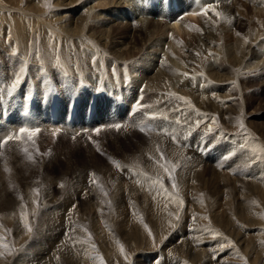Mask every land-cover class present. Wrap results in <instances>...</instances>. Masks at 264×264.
Returning a JSON list of instances; mask_svg holds the SVG:
<instances>
[{"label":"rangeland","instance_id":"374dc122","mask_svg":"<svg viewBox=\"0 0 264 264\" xmlns=\"http://www.w3.org/2000/svg\"><path fill=\"white\" fill-rule=\"evenodd\" d=\"M45 1L46 4L44 6V15L47 16L51 13V8L53 6L50 4L51 0ZM104 1H106V3ZM104 1H98V3L101 4L100 6H96L97 4L94 2H89V4L84 5L83 7H80V4L74 9L75 11L72 12V15L75 18L81 16L80 13L83 10L86 11L88 9L87 7L90 8V5L91 10L96 6L92 12H94V10H96V12H104L102 13V17L105 20H92L90 16L87 18L89 23L92 25L94 24L93 28L88 31L87 36L92 39L94 38V42H96V45L99 47H101V43L104 40L108 42L110 39L112 28H114L112 26L114 24L120 23L123 25L124 23L130 22V25L134 26L132 27V30H125L124 34L127 35L126 38L118 37L119 34L115 36L113 32V35L115 36V38H113L115 44L113 45L114 48L112 47V53H110V51L108 53L106 47H101L104 49L107 57L112 59L114 58L113 61L117 60V62H115L117 65L115 69L118 67L119 70H116L118 73L124 74L123 72L125 71L126 76L130 77L136 76L134 72H138V75L139 73H142V77L147 79L146 81L148 84L153 80V76L160 74L161 71V76L165 78L166 75L167 82H164L169 84V87L171 86L172 90L173 84L175 81H177V91L182 89L180 90V94L182 95H185L183 94V89L185 87L183 86L184 83L190 84L191 86L188 84L187 85L192 87L193 90L196 88L195 91L198 92L201 89L203 90L206 88L208 84L211 83L212 89L209 91L213 95L215 93L214 96H217L216 98L219 101H225L226 104L223 106L226 107L231 104V106L234 104L239 105L240 109L237 108L238 105L234 107L236 111H234L235 113H231L233 117L231 116V119L229 118L230 122L221 121L219 124L215 125V121H217L219 119L218 116H220L219 112L217 110L209 109L208 111L210 113L204 111L209 117L212 118V120L211 118L208 120V116H205V121L207 123L210 122L209 128H211V131L201 129L202 124H197L195 128L192 127L193 129L188 127L191 131H193L192 138L186 140V146L185 144L180 145L187 147L188 142H191L192 140L195 142L196 147H198L204 140V144L210 145V148L208 150L200 148L199 150L207 152L208 160L213 162L216 161V164L214 165L215 167L208 164L209 168L211 167L210 169H214L212 171L217 174H219L220 171H222L220 172L221 174L225 171L223 175L229 177L225 168V164H227L231 166V172H233L234 175L237 173L235 175L236 177L234 176L235 179L233 178L235 181L233 187L235 189L240 187L239 193L246 192L243 189L241 183H250V179H253V177H256L255 182L252 181L251 183L254 185L256 184V187H259L263 190L261 191L260 189L258 190L256 187H254V192H250L248 199L242 203V208L238 209L236 204L227 206V203L231 198L227 188L223 190L224 193L222 191H218L217 194H214L212 191L206 195L198 193V195L196 194L195 196L196 198L191 196V187L186 186L185 189H182L183 185H188V180H192V183L195 184L194 178L190 177V174L188 175L187 173H181L182 175L178 173L175 177V179L178 177V179L175 180L176 184L178 185L176 190H173L172 182L169 180V177L163 168L161 170L155 171L151 175L149 173L141 174L147 178L144 181L142 180L141 175L137 179L133 176L126 177L125 173L128 171L129 167H141L139 166L141 163H139L137 157L133 158V155H137L136 153H138L137 147L139 146V142L148 136L146 128L149 127L150 123L153 124L154 117L152 115L154 112L146 116L147 119H144L145 124L143 121H141L142 123L137 122L139 124L137 128L140 129V127L143 126L145 128L144 132H141L137 129L135 133L130 135L117 137L108 135L107 137L105 136V139L101 138L104 135L98 136V134H94L92 137L94 139L90 143L86 144L76 143L77 140L75 141V137L73 138L64 135L63 138L67 139L60 140V134L54 135V133H50L48 131H40L37 136L32 138V140H28L26 137V140L24 139L25 145H27L25 147H27L29 150L28 154L34 157L33 161H28V154H25L22 160H18L15 162V164H12L11 162L9 164L5 159L9 157L8 153H11V151L8 152L6 150L4 152H0V172L2 169L0 174V238H2V240H0V243H3L11 248L10 253L6 249H0V251L4 252V255L0 256V264H101V262H103V264H264V154H262L264 153V77L256 74L259 66L264 65V4L262 2H259L258 4V0H227V4L230 6L231 11L241 21V23L237 21L238 23H236L235 26L242 34L239 35V32H236V29H234L232 26H228L220 30V36L222 40L220 42L221 44L213 43L211 50L208 53H204L207 54V58L209 60L206 59L204 63L192 66L190 68V72L193 73L187 77V72H185L183 68L184 64H182L180 60L182 61L183 55L188 53L189 50H192L188 45L191 42L194 45L195 37L197 34L199 35L201 33L202 28L200 26L202 19L198 22L194 21L181 24V31L186 36L184 38H180L179 36L175 38L176 36L174 37V32H172V30L168 29L166 26L159 27V31L155 32L158 27L156 28V25L153 23L149 25L146 24V20L158 22L159 19L155 17H149L148 15L150 14L147 13H145V15L137 14L134 12L135 10L133 3H130L127 8L132 10L134 17L132 19L130 18L129 21H126L125 19H116L114 14L115 12L111 14L109 13L110 9H108V7L113 5V3L110 2V4H107V2L112 0ZM125 3V1L121 0L122 5ZM147 3L151 5L155 4L158 9L160 7L159 3H157L155 0L151 1V3ZM200 4L203 6L201 9L202 13H204L205 8H209L210 6L212 7V5L205 0H201ZM99 8H101V10ZM24 11H26V8L24 6L23 0L17 4L10 3L8 0H0L1 48H4V46L10 44L9 41L11 38H13L11 36L14 33L13 30L17 29V24L14 21H19L21 27L24 28L26 27L23 21L30 24L29 20L24 18L25 16H28ZM211 13L212 12L209 10L207 14H203L205 15L203 16V18H205V22L208 21L207 16ZM199 15L201 16L202 14L200 13ZM178 17H181L182 19L183 15L181 14ZM181 19L178 21H181ZM40 23L42 26L50 29V31H54L52 26H49L47 23H45V25L42 20ZM142 26L147 29L145 34L137 36V41L133 42V34L137 35L138 32L140 34V29H142ZM121 29L122 27L115 28V30L118 32L119 30L121 31ZM133 29H137V31ZM9 31H12L13 33L11 32V34ZM40 32V36H44L46 30L43 29L40 30ZM84 32L86 33V29ZM148 33H151L152 39L147 36ZM51 35L49 38H51ZM3 41H5V43ZM235 42L238 44L242 43L244 49L242 47V50L240 51V54L236 60L229 63L226 61V57L224 58L222 51L225 52L233 50V45ZM144 51H146V53ZM129 53L132 55L131 57H129ZM203 59H205V57ZM174 60L179 61L180 63L175 62ZM69 62L71 65V61ZM128 64L131 65V67H127ZM173 64H175L177 67H174L175 65L173 66ZM177 64H180L179 69ZM168 66L178 69L180 73L174 76V73L172 74L171 72H167L164 68ZM123 68L125 70H123ZM217 70H221L222 73L225 71L227 72L226 74H228V76L226 77V80L221 79L219 83L214 81L212 76L215 74V72H217ZM73 71L72 73L75 75ZM237 74L242 75L239 76L240 80H238ZM194 75H197V82ZM183 76L184 78L186 77L188 82H186V79H184ZM200 77L201 80H198ZM71 78H75V76ZM226 89H230V94L225 95V93H223V96H221L222 91H225ZM151 91H149V93ZM149 93L146 90L144 92V96L145 94H148L149 98H151L153 94ZM200 97L202 98L205 96L201 94ZM157 99H154L150 103L153 105V108L158 106L159 102L154 103V101ZM243 101L244 103H242ZM184 110L185 108H182L181 105H177L176 112L171 114L176 118V122L181 132L186 130H183L181 127L180 116L178 113L182 114V118H184V116L187 117L188 115V117L191 119L193 116L192 113L191 115H189L190 113L184 114ZM163 117L164 116L161 118ZM169 119L171 118L168 117V120ZM147 121H149V123H147ZM241 122L244 124L243 131L239 127ZM238 136L241 140L238 139ZM131 137L134 139L132 140ZM114 138L115 140L117 138L119 139L117 140L118 143L117 141H111ZM230 138L232 142L230 141ZM242 141L249 146L246 147ZM119 143L124 144H121V146ZM227 143L230 144L227 145ZM89 144H91V146ZM116 144H119L120 146L118 145L119 147H117ZM219 145L222 147L221 151H223V148H228L226 156H229L230 158L225 160V156H222L221 151L217 158L212 156V153L219 147ZM176 146L178 147V145ZM252 149H257V151L253 153ZM92 150H95L96 152ZM91 152L96 153V155L93 153L92 155ZM4 153L6 154L4 155ZM6 155V158L3 157ZM220 156H222V160ZM1 158L5 159L3 160ZM52 159L54 161L56 159L55 162L57 163H55ZM96 159L100 161L98 162ZM113 160L119 163L121 166L119 169L112 163ZM100 162L102 164H100ZM107 162H109V164ZM16 163L19 164L16 166ZM83 164L85 168L83 167ZM236 164L239 166L235 167ZM13 166L15 169H13ZM4 167L7 169V171ZM244 167L246 168L244 169ZM79 168L84 170L82 171ZM20 169L23 170V172ZM71 169L73 171H70ZM85 170H87V172H84ZM104 171H109L111 174L107 172L109 175L108 176ZM131 171L133 172V170ZM247 171L249 172L247 173ZM7 172H11V174H8ZM44 172L46 174H43ZM81 172L83 176H81ZM71 173H73V176ZM3 174H5V177L7 175V178H5ZM90 174H95V179L97 181L96 184L89 183ZM103 174L105 176H103ZM113 174H116L117 176ZM2 175L3 179H1ZM45 175H48V178ZM185 175H187V178L189 176V178L187 179L184 177ZM179 176L181 181L179 180ZM49 177L51 178L50 181L52 184H50V181L48 180ZM117 177L120 178L117 179ZM160 177H163L162 181L166 192L157 191L159 184L157 185L155 182L158 181ZM183 177L186 179V181ZM81 178L85 180H82ZM182 179H184L183 183H181ZM229 180H232V177H229ZM67 182L69 183L68 186ZM123 182L124 184L129 183L130 186L141 185L144 189H147V186H150L156 192L151 191L152 189L147 191L145 196L146 198L143 200L140 199V197L144 198L142 194V187L138 186L136 188L139 190V192L136 190L121 192L119 190L122 194L118 193L116 196H112L113 189H116V187L119 188L118 183L122 184ZM218 182H221V180ZM147 183L148 185H142ZM165 183H167V185ZM192 183L190 181L189 184ZM221 184L222 182L220 185ZM61 185H64L63 187L65 191ZM115 185L117 186L115 187ZM36 189L40 190L38 195L34 192ZM106 191L107 193H105ZM132 192H138L139 194H134ZM152 192L155 193V195H151ZM219 192L223 194H219ZM186 194L188 196H186ZM148 195L149 197L151 196L153 198V201L148 198ZM241 195L242 194H239L238 196L239 202L243 201L244 199V197ZM106 196L109 198H106ZM111 196L113 197V200ZM190 197H192V200L189 202ZM121 200L123 201L121 202ZM35 201H38V203ZM48 201H51V204H49ZM117 201L120 206L117 204ZM5 202H10L11 205L7 206L5 205ZM153 202L156 203L154 204ZM230 202L233 203V201ZM147 203H149V205ZM169 203L171 205L173 204L172 207ZM117 205L119 207H117ZM159 212L161 213L159 214ZM22 213L27 214V222L31 226V232H28L24 227V221L21 219ZM145 213H151V216ZM148 215L150 218H148ZM138 216H140V218ZM154 218L157 220H154ZM149 219L151 221L153 219L154 222L156 221V223L153 221L152 223L149 221ZM142 220H146V222H143ZM66 221H68V223ZM120 222H123L124 225L125 223L127 224V227L125 225L126 231L135 229V232L141 233L140 236H138L140 240L137 238V240L132 239V242L135 241L132 243L130 240L124 239V237L121 238L122 236H120V230L118 228V223ZM58 223L59 225H57ZM60 223H64V226ZM142 223H144V225ZM133 224H137L135 225L137 228H134L135 226L133 227ZM73 227L76 228L74 229ZM96 233H99L100 235H97ZM149 233H151V235ZM89 234L91 236L90 240L88 239ZM102 239H104L105 242L102 241ZM93 245H95V247H93ZM222 245L223 247H221ZM121 246L123 248V252L121 251ZM40 250L42 252L41 254H38Z\"/></svg>","mask_w":264,"mask_h":264},{"label":"bare ground","instance_id":"6f19581e","mask_svg":"<svg viewBox=\"0 0 264 264\" xmlns=\"http://www.w3.org/2000/svg\"><path fill=\"white\" fill-rule=\"evenodd\" d=\"M10 3H13V4H17L18 2L20 3L21 0H8ZM98 1L100 0H51L50 4L53 6L51 8V13L48 14L47 16L44 15V6L46 4V1L45 0H23V3H24V6L26 8V12L28 16H25L24 18H27L30 22L29 23H26L25 21H23L24 25L26 28L24 27H21L20 25V22L19 21H14L16 22L17 24V29L13 30L14 33L13 35H11L13 38H11V40L9 41L10 44L4 46V48H1L0 47V62L1 63H6L7 61H10V65H14V69H16V71H20L21 68H25L26 67L29 68L30 70H37L38 67H40L42 64L43 65V79L44 82L42 84V88L46 87L49 85V81L51 79V76L49 74V71L45 69L46 66H51V64L55 63V65L53 66V69L55 68V73L57 74L58 78L63 81L65 80V78L69 79L70 80V85H75L76 83V75H74L72 73L73 70H79V73L80 75L81 74H85V76H87L89 79L95 77V76H98V75H106L107 72H105V64L103 63V61L105 60L107 62L108 59L110 60H113L112 58L110 57H107L105 51L103 48L101 47H106V50L110 51V53H112V47L113 45L115 44L113 38H115V36L117 34H119L118 37L120 38H126L127 35H125V30H132V27L134 26H131L130 25V22H127V23H124L123 25H121L120 23H116L114 24L112 27V33H111V36H110V39L107 41H103L101 43V47L97 46L96 45V42H94L95 40H93L92 38H89L87 36L88 34V31L91 30L93 28V25L91 23H89V20H87V18L90 16V18H92V20H97L99 21L98 19H104L102 17V13L104 12H101V11H98L96 12V10H94V12H92V10L96 7V6H100L102 4V1H101V4L98 3ZM104 1V0H103ZM125 1L126 3L124 5L121 4V0H112V1H108L107 4H110V2L113 3V5H111L110 7H108V9H110L109 13H114L115 16H116V19H125L126 21H129L130 18H129V11H131V9L127 8L130 3H133V7H134V12H136L137 8L138 10H140V7H136L138 6L136 3L140 2V0L138 1H135V0H123ZM144 1V0H143ZM153 1V0H151ZM160 1V0H159ZM89 2H94L96 3L97 5L95 6L94 4V8H92V10L90 9L91 8V5H90V8L87 7L88 9L86 11H82L80 13L81 16L75 18L72 14L73 11H75L74 9L79 6L81 4L80 7H83L84 5H87L89 4ZM106 3V1H104ZM149 2V1H147ZM146 1H144L145 4H143L144 7H150L153 11L152 12H147V14H151L153 13L154 11L159 14L158 12V8L156 6L155 10L153 9L152 6H155L154 5H151V4H148ZM215 4H214V7H213V10H212V13L209 14L207 16L208 18V21L205 22V18H203V16L205 15H199L200 12L197 13V9H198V6H197V2L195 0H177V4L179 6V10H178V14H182L183 17L181 19V21H178L177 17H176V12L172 13V12H169V13H166L163 15V17H161L158 22H154L152 20H146L147 23L146 24H154L156 25V31L155 32H158L159 31V27H168V29H171L172 32H174V37L177 38V36H179L180 38H184L186 35H184V33L181 31V24L183 23H188V22H198L199 20H201V28H202V31L201 33L195 37V44L193 45V43L191 42L188 46L192 49V50H189L188 53L184 54L183 57H182V61L180 60V62L183 65V68H184V71L187 72V71H190V68L192 66H196V65H200V63H204L207 58V54H204V53H208L210 50H211V46L213 43H220L222 40H221V36H220V30L226 28V27H234V29H236L235 31L236 32H239V35H241L242 33L240 32V30L238 28H236V23L240 22L241 21L235 16V14L231 11V8L230 6L227 4V0H214ZM260 2H262L264 4V0H260ZM141 3H142V0H141ZM104 5V3H103ZM132 5V4H131ZM15 6V5H14ZM160 6V4H159ZM104 7V6H103ZM211 7V6H210ZM132 8V7H131ZM3 9V8H2ZM13 9V8H12ZM101 10V8H99ZM21 10V9H20ZM23 11V10H21ZM20 11V12H21ZM220 12L221 13V16L220 17H217L214 12ZM108 13V14H109ZM106 14V15H108ZM8 15V14H7ZM19 15V14H18ZM5 16V15H4ZM15 16V14H14ZM23 17V16H22ZM14 18V17H13ZM23 18V19H24ZM89 18V19H90ZM2 20V18H1ZM43 21V23H47L49 26H52L54 31H51L52 35L51 34H47L46 36V33L45 35L43 36H40V30H48L47 27H44L42 26V24L40 23V21ZM90 20V21H92ZM105 20V19H104ZM96 21V22H97ZM238 21V22H237ZM121 22V21H120ZM22 23V22H21ZM98 23V22H97ZM9 24V23H8ZM6 24V25H8ZM15 24V25H16ZM5 25V27H6ZM10 25V24H9ZM46 25V24H45ZM143 25V24H142ZM187 25V24H186ZM1 26V25H0ZM4 27V28H5ZM118 27H122L121 31L119 30V32L117 30H115V28H118ZM11 28V27H9ZM50 28V27H49ZM86 29V33L84 32V30ZM135 31H137V29H133ZM146 28L142 26V29H140V34L138 32V34H133L132 36V39H133V42L137 41L139 35H142V34H145L146 32ZM10 32V31H9ZM10 32V33H11ZM113 32H114V35H113ZM134 32V31H133ZM9 33V34H10ZM11 33V34H12ZM2 34V33H1ZM149 34V33H148ZM147 36L151 38V33ZM3 35V34H2ZM51 35V38H49V36ZM4 36V35H3ZM92 36V35H91ZM146 36V37H147ZM173 36V34H172ZM246 36V35H245ZM255 36V34H254ZM257 36V35H256ZM1 37V36H0ZM94 37V36H93ZM240 37V36H239ZM10 38V37H9ZM8 38V39H9ZM154 38V37H153ZM173 38V37H172ZM252 38V37H251ZM113 40V41H112ZM2 41V39H1ZM7 41V40H6ZM158 41V40H157ZM239 41V40H238ZM5 43V41H3ZM2 42V43H3ZM221 44V43H220ZM3 45V44H2ZM100 45V44H99ZM188 47V48H189ZM242 47L244 49V46L242 45V43H234L233 45V50H230V51H225L223 52L222 51V54L224 55V58L226 57V61L231 63V61H235L236 58L238 57V55L240 54V51L242 50ZM114 48V47H113ZM232 49V47H231ZM253 51V50H252ZM143 52V51H142ZM146 53V51H144ZM264 52V51H263ZM144 53V54H145ZM143 54V53H142ZM252 54V53H251ZM96 56L99 57V59L96 58ZM120 56V55H119ZM132 55L129 53V57H131ZM205 59H203L204 57ZM262 56V55H261ZM214 57V56H213ZM139 59V58H138ZM264 59V58H263ZM209 60V59H208ZM207 60V61H208ZM71 61V65H70V62ZM104 61V62H105ZM137 61V60H136ZM175 62H178L180 63L179 61H176L174 60ZM117 62V60L115 61ZM174 62V63H175ZM0 63V64H1ZM9 63H6V64H9ZM90 63H92L93 65H91ZM123 64V63H122ZM212 64V63H211ZM237 64V63H236ZM247 64V63H246ZM175 64H173L174 66ZM178 65V64H177ZM258 65V64H257ZM2 66H5L4 64H2ZM74 66V67H73ZM102 68H101V67ZM179 66L180 64L178 65V69H179ZM245 66V65H244ZM249 66V65H248ZM246 66V67H248ZM252 66V65H251ZM99 67V68H98ZM174 67H177L176 65ZM174 67L172 66H168L166 68H164L167 72H171L172 74L174 73L176 76V74L178 75L180 73V71L178 69H175ZM218 68V67H217ZM250 68V67H249ZM255 68V67H254ZM258 68V67H257ZM203 69V68H202ZM222 69V68H221ZM225 69V68H224ZM117 69H115L116 71ZM123 70H125L123 68ZM194 70V69H193ZM196 70V69H195ZM226 70V69H225ZM224 70V71H225ZM248 70V69H247ZM246 70V71H247ZM252 70V69H251ZM255 70V69H254ZM122 71V70H120ZM201 71V70H200ZM216 71V70H215ZM221 70H217V72H215V74L212 76V78L214 79L215 82H218L221 80V79H225L226 80V77L228 76V74H226L227 72L225 71L224 73H222V71L220 72ZM256 71V70H255ZM74 72V71H73ZM134 72V71H133ZM248 72H252V71H248ZM247 72V73H248ZM124 74H121V73H118V71H116V75L119 74L120 76H123V78L126 77V73L125 71L123 72ZM135 73V77L133 76L132 78L136 80V83L140 82L141 80L144 79V77H142V73H139L138 75V72H134ZM162 72L160 71V74ZM193 73V72H192ZM204 73V72H203ZM30 74V73H29ZM160 74H156L153 76V80L149 83L151 84H147V89H151L153 88L151 91L152 94L154 93L156 96H157V100L154 101V103H158V106H155V108L157 110L154 111L153 113V117H154V122L153 124H149V127L146 128L147 129V134L148 136L141 140L139 142V146L137 147V152L136 153L137 155H133V158H136L137 157V160L139 161V163H141V166L140 167V170L143 171V173H149L150 175L153 174L155 171H158V170H161L162 167H160V165L164 164V165H168V166H175V172L173 173V175L175 174L174 178L177 176L178 173H187L188 175L190 174V177H193L194 178V181H195V184L192 183V180H188L189 183L191 181L192 184H189L188 185H183L182 186V189L186 186H189L192 188V194L191 196H196V194L198 195V193L200 194H203V195H206L210 192L213 191L214 194H217L218 191H222L224 193V189L227 188L228 192H229V195H230V200L229 202L227 203V206L229 205H237L238 206V209L242 208L241 205L244 201H246L250 195V192L253 193L254 192V187H256L253 183H251L252 181L255 182V178L256 177H253V179H250L251 182L249 183H246V182H242L241 185L243 186V189L246 191V192H241L239 193V188L238 189H235L233 187L235 181V175L237 174H233V172H231V166L225 164V168L227 170V175H229V177H232V180H229V177L228 176H224L223 173H225V171L221 174L220 171L219 174L215 173L214 169H210L208 164H210L211 166L215 167L214 165L216 164V161L213 162L211 160H208L207 159V152L206 151H201V150H198L196 147V144L195 142H193L191 140V142H188V146H178L180 148H178L174 141L176 139H179L180 137V133H182L178 127V124L176 122V118L174 116H172L171 114L172 113H175L176 112V106L177 105H181L182 108H185V110L183 111L184 114H188L189 112H196V111H205V112H209V110H217L220 114L219 119L217 121H215L216 123L215 124H219V122H230L229 118L232 116L231 113H233L234 111H236L234 109V107H236L237 105H228V106H223L225 103L222 102V100H218L216 97L217 96H214L213 94H211V92L209 91L210 89H212V86H211V83L208 84V86L206 88H204L203 90L201 89L199 92L198 91H195L196 88H194L195 90H193L192 87H189L188 85L190 84H186L184 83L183 86L184 87V93L185 94L184 96H187V100L190 101V104L189 103H183L179 100H177L175 98V96H168L167 94L168 93H175L176 96H181L180 94V90L177 91V86H176V83L177 81H175V83L173 84V90L171 88V86L169 87V84L165 83L164 81L167 82L166 80V75H165V78L163 76H161ZM183 74V73H182ZM253 74V73H252ZM255 74V73H254ZM256 74H259L261 77H264V65L262 66H259V69L256 71ZM206 75V74H205ZM75 76V78H71ZM190 76V75H189ZM197 76V75H196ZM238 76V80L239 79V76H242V75H239L237 74ZM7 77V75H6ZM172 77V76H171ZM178 77V76H177ZM199 77V76H198ZM184 78V76H183ZM87 79V78H85ZM107 79H110V76L107 77ZM165 79V80H164ZM177 79V78H176ZM174 79V80H176ZM186 79V77L184 78ZM197 79V78H196ZM198 80H201V77L200 79ZM185 81V80H184ZM205 81V80H204ZM213 81V82H214ZM37 82H38V79L35 80V84H34V91L35 92H38L40 91L41 89H39L40 87L37 86ZM51 82H52V79H51ZM171 82V81H169ZM186 82H188V80L186 79ZM197 82V80H196ZM212 82V81H211ZM239 82V81H238ZM53 83V82H52ZM180 83V82H179ZM241 83V81H240ZM171 84V83H170ZM192 84V83H191ZM157 85V86H156ZM172 85V84H171ZM179 85V84H178ZM204 85V84H203ZM242 85V84H241ZM175 86V87H174ZM191 86V85H190ZM243 86V85H242ZM241 86V88H242ZM199 87V86H198ZM197 87V88H198ZM168 88V89H167ZM176 88V89H175ZM199 89V88H198ZM231 89V88H230ZM230 89H226L225 91H222V95L223 96V93H225V95L227 94H230L229 93V90ZM87 91L88 92H91V89H88L87 88ZM179 92V93H178ZM198 92V93H196ZM231 92V91H230ZM75 93H77V105H80L82 106L85 102H86V98H82L83 95H85V92L82 90V89H78V90H75ZM197 94V95H195ZM203 95L205 97H200V95ZM218 94V93H216ZM234 95V94H232ZM144 96V94H143ZM225 98V96H224ZM223 98V99H224ZM227 98V97H226ZM237 98V97H236ZM242 98V97H241ZM245 99V98H244ZM231 100V99H230ZM242 101V100H241ZM219 103V104H218ZM244 103V101L242 102ZM177 104V105H176ZM243 105V104H242ZM65 107V108H64ZM63 109H61L63 111V119L62 121L65 119V115H66V110H67V106H64ZM239 108V105L238 107ZM240 109V108H239ZM243 109V108H242ZM216 111V112H217ZM215 112V113H216ZM210 113V112H209ZM235 113V112H234ZM81 108H77L76 111H74V115L72 116V120L74 121L75 118H77V116H81ZM246 114V113H245ZM135 115H138L139 117L141 116L140 113H134V114H130V113H127V109H125L124 111H120L117 113V116L120 117H124L125 118V123L128 124L129 122H136V117ZM191 115V113L189 114ZM137 116V117H138ZM162 116H164L163 118H161ZM217 116V115H216ZM168 117H170L171 119L168 120ZM233 117V116H232ZM192 118V117H191ZM147 119V118H146ZM153 119V118H152ZM209 119V118H208ZM231 119V118H230ZM191 120V119H190ZM212 120V118H211ZM61 121V124H63ZM123 121V120H121ZM251 122V121H250ZM137 123V122H136ZM142 123V122H141ZM147 123H149V121H147ZM202 124L201 126V129H205L206 131L208 130L209 131V123H207L205 121V117L202 116V114H200V116L198 115L197 116V121L195 123V125L197 124ZM96 123L94 122L93 126L95 125ZM191 125V124H190ZM138 126V124H137ZM218 126V125H217ZM221 126V125H220ZM51 128V127H50ZM52 128H56V126H53ZM192 128V127H191ZM193 129V128H192ZM78 130V127H75L74 128V131H77ZM137 130V127L135 128H130V127H127V129H123L121 128L120 130H115L113 128H105V129H102L99 133H98V136H103L101 138L105 139L108 135L110 136H126V135H130V134H133L135 133ZM225 131V130H224ZM40 132V131H39ZM51 133V132H50ZM210 133V132H209ZM57 134V133H56ZM96 134V133H95ZM1 136V135H0ZM106 136V137H105ZM64 135L63 134H60V140H66L63 138ZM68 137H72V135H69ZM75 137V141L76 143L78 144H86V143H90L94 138L92 137H88L84 132H79L77 134L74 135ZM73 137V138H74ZM167 137V138H166ZM236 138V137H235ZM26 140V138H24ZM22 139L20 141H13V142H10L8 145H6L3 149H0V152H4V151H11V153L9 152L8 155L9 157L6 156H3V157H7L5 160L7 161V163L10 164V162L12 164H15V162H17L18 160H22L25 153L23 151V149L25 148V140ZM131 139L133 140L134 138L131 137ZM119 140L118 138L115 140V138L111 141H117ZM139 140V139H138ZM102 141H105V140H102ZM101 141V143H102ZM230 141H231V138H230ZM134 142V141H133ZM136 142V141H135ZM232 142V141H231ZM264 142V141H263ZM17 143V144H16ZM113 143V142H112ZM118 143V141H117ZM138 143V142H136ZM187 143V141H186ZM237 143V142H236ZM103 144V143H102ZM101 144V145H102ZM105 144V143H104ZM110 144V143H109ZM120 144V143H119ZM119 144H116L117 147H119L121 144L123 145L124 143H121L120 145ZM230 143H227V145H229ZM240 144V143H239ZM91 146V144H89ZM113 145V144H112ZM119 145V146H118ZM121 145V146H122ZM232 145V144H231ZM111 146V145H110ZM137 146V144H136ZM237 146V145H236ZM116 147V148H117ZM184 147V148H183ZM235 147V146H234ZM157 148H159V151H157ZM90 149V147H89ZM95 149V148H94ZM236 149V148H235ZM198 150V151H197ZM222 150V147L219 145V147L212 153V156L217 158L218 155L220 154V151ZM233 150V149H232ZM238 150V149H237ZM94 152H96L95 150H92ZM227 151H228V148H223V151H221V154L222 156H226L227 154ZM61 152V151H60ZM122 152V151H121ZM235 152V151H234ZM64 153V152H63ZM93 152H91L92 154ZM99 153V152H97ZM202 155H200V154ZM6 153H4L5 155ZM94 155H96V153H93ZM92 154V155H93ZM162 154V155H161ZM206 154V156H204ZM235 154V153H234ZM239 154V152H238ZM122 155V154H121ZM120 155V156H121ZM124 155V154H123ZM58 156V155H57ZM61 156V154H60ZM125 156V155H124ZM204 156V157H203ZM220 156V158L222 157ZM242 156V154H241ZM55 157V155H54ZM95 157V156H94ZM100 157V156H99ZM53 158V156H52ZM93 158V157H92ZM97 158V157H95ZM3 159V158H1ZM3 159V160H4ZM26 159V158H25ZM57 159V158H56ZM55 159V161H56ZM60 159V158H59ZM103 159V158H102ZM108 159V158H107ZM126 159V158H125ZM53 160V159H52ZM86 160V159H84ZM94 160V159H93ZM92 160V161H93ZM97 160V159H96ZM110 160V159H109ZM121 160V159H120ZM222 160V158H221ZM226 160V159H225ZM224 160V161H225ZM29 161V160H28ZM54 161V160H53ZM54 161V162H55ZM91 161V162H92ZM98 162L100 160H97ZM111 161V160H110ZM5 162V161H4ZM2 162V163H4ZM53 162V163H54ZM72 162V161H71ZM83 162V161H82ZM88 162V161H87ZM97 162V163H98ZM24 163V162H23ZM57 163V162H55ZM67 163V161H66ZM109 164V162H107ZM111 163V162H110ZM127 163V162H126ZM241 163V162H240ZM247 163V162H246ZM8 164V165H9ZM17 164L19 163H16V166ZM21 164V163H20ZM33 164V163H32ZM52 164V163H51ZM50 164V165H51ZM82 164V163H81ZM85 164V162H84ZM84 164H83V167H84ZM89 164V163H88ZM100 164H102L100 162ZM123 164V163H122ZM221 164V163H220ZM230 164V163H229ZM234 164V163H233ZM1 165V164H0ZM92 165V164H91ZM97 165V164H96ZM113 165V164H112ZM231 165V164H230ZM259 165V164H258ZM4 166V165H2ZM11 166V165H10ZM25 166V165H24ZM81 166V165H80ZM239 165L236 164L235 167H237ZM247 166V165H246ZM21 167V166H20ZM78 167V166H77ZM89 167V166H88ZM101 167V166H100ZM99 167V168H100ZM121 167V166H120ZM212 167V168H213ZM218 167V166H217ZM234 167V166H233ZM232 167V168H233ZM5 168V167H4ZM7 168V166H6ZM5 168V169H6ZM18 168H19V165H18ZM85 168V167H84ZM97 168V167H96ZM109 168V167H108ZM111 168V167H110ZM114 168V167H113ZM240 168V167H238ZM246 167H244L245 169ZM255 168V167H254ZM10 169V168H9ZM8 169V170H9ZM13 169L14 166H13ZM23 169V168H22ZM73 169V168H72ZM70 170V171H73V170ZM80 169V168H79ZM95 169V168H94ZM115 169V168H114ZM11 170V169H10ZM21 170V169H20ZM25 170V169H24ZM32 170V169H31ZM82 170V169H80ZM84 170V169H83ZM82 170V171H83ZM102 170V169H101ZM177 170V171H176ZM252 170V169H251ZM5 171V170H4ZM23 172V170H21ZM20 171V172H21ZM66 171V170H64ZM90 171V170H89ZM111 171V170H110ZM113 171V169H112ZM209 171V172H208ZM219 171V170H218ZM217 171V172H218ZM243 171V170H242ZM259 171V170H258ZM1 172H2V169H1ZM0 172V174H1ZM75 172V171H74ZM84 172H87V170H85ZM105 174H107V172L109 171H104ZM115 172V171H114ZM112 172V173H114ZM249 171H247L248 173ZM8 174H11V172H7ZM42 173V172H41ZM90 173V172H89ZM103 173V172H102ZM142 173V174H143ZM256 173V172H255ZM25 174V173H24ZM28 174V172H27ZM43 174H46L45 172ZM48 174V173H47ZM72 176H73V173H71ZM82 174V172H81ZM109 174H111L109 172ZM116 174H117V171H116ZM116 174H113V175H116ZM127 174V172L125 173ZM162 174V173H161ZM166 174V173H164ZM4 177H5V174H3ZM3 175H2V178L3 179ZM13 175V174H12ZM26 175V174H25ZM49 175V174H48ZM48 175H45L47 176L48 178ZM75 175L77 176V174L75 173ZM108 175V174H107ZM106 175V176H107ZM119 175V173H118ZM168 175V173H167ZM166 175V176H167ZM182 175V174H181ZM180 175V176H181ZM28 176V175H27ZM61 176V175H60ZM83 176V174L81 175ZM89 176V175H88ZM103 176H105L103 174ZM109 176V175H108ZM117 176V175H116ZM142 176V180L144 181L145 178L143 175ZM161 176V175H160ZM180 176H179V180H180ZM187 175H185L184 177H186ZM235 176V177H234ZM258 176V175H257ZM63 177V176H62ZM75 177V176H74ZM86 177V175H85ZM96 177V176H95ZM121 177V176H120ZM119 177V178H120ZM124 177V176H123ZM122 177V178H123ZM182 177V176H181ZM183 177V178H184ZM7 178V175L6 177ZM4 178V179H5ZM10 178V177H9ZM41 178V177H40ZM77 178V177H76ZM84 178V177H83ZM111 178V177H109ZM117 177V179H119ZM163 178V177H162ZM161 177L159 180H163ZM187 178V177H186ZM189 178V176H188ZM187 178V179H188ZM193 178H190V179H193ZM234 178V179H233ZM238 178V176H237ZM19 179V178H18ZM21 179V178H20ZM50 177H49V181H50ZM82 179V178H81ZM102 179V177H101ZM115 179V177H114ZM178 179V177L176 178ZM175 179V180H176ZM185 179V178H184ZM184 179H182V182L183 183ZM258 179V178H257ZM260 179V178H259ZM47 180V181H48ZM71 180V179H70ZM68 180V181H70ZM75 180V179H74ZM82 180H85V179H82ZM90 180V179H89ZM113 180V179H112ZM222 182V184L220 185L221 182H218L220 181ZM263 180V178H262ZM3 181V180H2ZM21 181V180H20ZM19 181V182H20ZM72 181V180H71ZM81 181V180H80ZM79 181V182H80ZM122 181V180H121ZM151 181V180H150ZM169 181V180H168ZM181 181V180H180ZM179 181V183H180ZM186 181V179H185ZM187 181V182H188ZM239 181V180H238ZM245 181V180H244ZM23 182V181H22ZM28 182V181H27ZM75 182V181H74ZM86 182H87V179H86ZM114 182V181H113ZM119 182V181H118ZM132 182V181H131ZM130 182V183H131ZM170 182V181H169ZM45 183V182H44ZM48 183V182H47ZM77 183V182H76ZM153 183V182H152ZM41 184V183H40ZM49 184V183H48ZM50 184L51 181H50ZM65 184V183H64ZM68 182H67V186H68ZM89 184V183H88ZM105 184V183H103ZM108 184V183H106ZM115 184V183H113ZM117 184V183H116ZM167 185V183H165ZM71 185V184H70ZM77 185V184H76ZM119 188L116 187L117 185H115L116 189H113V193H112V196H116L118 193H121V192H128V191H138L136 187L140 186L142 187L141 185H132L130 186V184L126 183L124 184V182L122 184H119ZM143 186L144 185H148L147 184H142ZM150 185V184H149ZM155 185V183H154ZM158 185V184H157ZM44 186V185H43ZM51 186V185H50ZM75 186V185H74ZM102 186V185H101ZM104 186V185H103ZM114 186V185H113ZM171 186V185H170ZM221 186V187H220ZM227 186V187H226ZM231 186V188H230ZM49 187V186H48ZM78 187V185H77ZM86 187V186H85ZM156 187V186H155ZM181 187V185H180ZM229 187V188H228ZM75 188V187H74ZM110 188V186H109ZM114 188V187H113ZM258 190L260 189L261 191L263 189L259 188V187H256ZM106 189V188H105ZM152 188L150 186H147V189L143 188L142 187V194H143V197L144 198H141L140 199H145L146 197V192L151 190ZM156 189V188H155ZM158 189V188H157ZM168 189V188H167ZM242 189V188H241ZM62 190V188H61ZM63 190H64V187H63ZM67 190V189H66ZM112 190V188H111ZM115 190V191H114ZM121 192H120V191ZM191 190V189H190ZM40 191V190H39ZM43 191V189H42ZM65 191V190H64ZM110 191V190H109ZM108 191V192H109ZM151 191H155V190H151ZM150 191V192H151ZM181 191V190H180ZM111 192V191H110ZM138 192H135L137 194H139ZM156 192V191H155ZM183 192V191H182ZM41 193V192H40ZM70 193V191H69ZM107 193V191L105 192ZM134 193V192H132ZM134 193V194H135ZM153 193V192H152ZM151 195H155V193H153ZM223 193H220L219 194H223ZM73 194V193H72ZM114 194V195H113ZM122 194V193H121ZM126 194V193H125ZM131 194V193H130ZM188 194V193H187ZM186 194V196H188ZM234 194V195H233ZM239 194H242L241 196L244 197L243 201L239 202L238 201V196ZM150 195V194H149ZM148 195V198L151 199V201H153V198L150 196L149 197ZM181 195V194H180ZM233 195V196H232ZM36 196V195H35ZM111 196V197H112ZM121 196V195H120ZM124 196V195H123ZM128 196V195H126ZM135 196V195H133ZM240 196V197H241ZM50 197V196H49ZM129 197V196H128ZM182 197V196H181ZM222 197V196H221ZM70 198V197H69ZM106 198H109L106 196ZM119 198V197H118ZM126 198V197H125ZM136 198V197H135ZM134 198V200H135ZM196 198V197H195ZM127 199V198H126ZM129 199V198H128ZM131 199V198H130ZM189 199V198H188ZM12 200V199H10ZM112 200H113V197H112ZM192 200V197H190V200L189 202ZM108 201V200H107ZM115 201V200H114ZM123 200H121L122 202ZM130 201V200H129ZM156 201V200H155ZM230 201H233L230 202ZM49 202V201H48ZM51 202V201H50ZM49 202V204H51ZM125 202V201H124ZM144 202V201H143ZM148 202V200H147ZM168 202V201H167ZM107 203V202H106ZM105 203V205H106ZM129 203V202H128ZM126 203V204H128ZM141 203V202H140ZM154 203V202H153ZM156 203V202H155ZM154 203V204H155ZM117 204H118V201H117ZM149 205V203H147ZM170 204V203H169ZM5 205L9 206L11 205V203L9 202H5ZM110 205V204H109ZM108 205V207H109ZM119 205V204H118ZM117 205V207H119ZM124 205V204H123ZM173 205V204H172ZM172 205L170 204V206L172 207ZM131 206V204H130ZM133 206V205H132ZM145 206H146V202H145ZM152 206V205H151ZM154 206V205H153ZM176 206V205H175ZM189 206V205H188ZM104 207V206H103ZM107 207V208H108ZM126 207V206H124ZM142 207H143V203H142ZM79 208V207H78ZM110 208V207H109ZM154 208V207H153ZM113 209V208H112ZM167 209V208H166ZM102 210V209H101ZM125 211V210H124ZM163 211V210H162ZM89 212V211H88ZM91 212V211H90ZM142 212V211H141ZM143 213V212H142ZM161 212H159L160 214ZM89 214V213H88ZM145 214H151V213H145ZM155 214V212H154ZM157 214V213H156ZM148 215V218H150ZM158 215V214H157ZM123 216V215H122ZM125 216V215H124ZM144 216V215H143ZM151 216V215H150ZM161 216V215H160ZM90 217V216H89ZM88 217V218H89ZM140 218V216H138ZM121 218V217H120ZM143 218V217H142ZM153 218V217H151ZM157 218V216H156ZM154 218V220L156 219ZM159 218V217H158ZM62 219V218H61ZM115 219V218H114ZM165 219V218H164ZM60 220V219H59ZM64 220V219H63ZM74 220V219H73ZM90 220V219H89ZM100 220V219H99ZM118 220V219H117ZM138 220V219H137ZM141 220V219H140ZM147 220V219H146ZM143 221V222H146ZM154 220L152 219V221L154 222ZM157 220V219H156ZM72 221V220H70ZM69 221V223H70ZM149 221H151L149 219ZM151 221V222H152ZM163 221V220H162ZM64 222V221H63ZM68 223V221H66ZM76 222V221H75ZM116 222V221H115ZM137 222V221H136ZM149 222V223H151ZM152 222V223H153ZM134 223V222H133ZM156 223V221L154 222ZM61 225L64 226V223H60ZM138 224V223H137ZM135 224V225H137ZM144 225V223H142ZM55 225V224H54ZM59 225V223L57 224ZM60 225V226H61ZM70 225V224H69ZM126 227H127V224L125 223ZM125 225L123 224V222H120L118 223V228L120 230V236H122L121 238L124 237V239H127V240H137L139 239L138 236H140L141 233H138V232H135L133 229L130 230V231H126V228H125ZM132 225V224H131ZM133 224V227L135 226ZM139 225V224H138ZM152 225V224H151ZM154 225H157V224H154ZM130 226V225H129ZM59 227V226H57ZM67 227V226H66ZM146 227V226H145ZM153 227V226H152ZM43 228V227H42ZM74 228V227H73ZM76 228V227H75ZM74 228V229H75ZM132 228V227H131ZM134 228H137L136 226ZM154 228V227H153ZM59 229V228H58ZM69 229V228H68ZM72 229V228H71ZM129 229V228H128ZM156 229V228H155ZM44 230V229H43ZM55 230V229H54ZM53 230V232H54ZM57 230V229H56ZM63 230V229H62ZM118 230V229H116ZM140 230V229H139ZM45 231V230H44ZM47 231V230H46ZM59 231V230H58ZM71 231V230H70ZM145 231V230H144ZM151 231V230H150ZM42 232V231H41ZM51 232V230H50ZM117 232V231H116ZM119 232V231H118ZM140 232V231H139ZM115 233V232H114ZM97 234V233H96ZM99 234V233H98ZM97 234V235H98ZM144 234V233H143ZM100 235V234H99ZM118 236V235H117ZM99 237V236H98ZM58 238V237H57ZM137 238V239H136ZM176 238V237H174ZM119 239V238H117ZM173 239V237H172ZM54 240V239H53ZM140 240V239H139ZM138 240V241H139ZM59 241V240H57ZM102 241H104V239H102ZM137 241V242H138ZM172 241V240H171ZM105 242V241H104ZM132 242V241H131ZM135 242V241H133ZM132 242V243H133ZM136 242V243H137ZM66 243V242H65ZM64 244V243H62ZM65 245V244H64ZM103 245V244H101ZM104 246V245H103ZM102 246V247H103ZM107 247V246H106ZM165 247V246H164ZM176 247V246H175ZM43 248V247H41ZM105 248V247H104ZM108 248V247H107ZM47 249V248H46ZM45 249V250H46ZM83 249V248H81ZM163 249V248H162ZM31 250V249H30ZM103 250V248H102ZM110 250V249H109ZM36 251V250H35ZM34 251V252H35ZM47 251V250H46ZM84 251V250H83ZM38 252V251H37ZM41 250L39 251L38 254H41ZM87 252V251H86ZM44 253V252H43ZM65 253V252H64ZM84 253V252H83ZM46 254V253H44ZM48 254V253H47ZM66 254V253H65ZM72 254V253H71ZM68 256V255H67ZM42 257V256H41ZM40 258V257H38ZM66 258V257H65ZM68 258V257H67ZM75 258V256H74ZM50 261V260H49ZM39 263V262H37ZM165 263V262H164ZM169 263V262H168ZM166 264V263H165Z\"/></svg>","mask_w":264,"mask_h":264},{"label":"snow or ice","instance_id":"6c2138e0","mask_svg":"<svg viewBox=\"0 0 264 264\" xmlns=\"http://www.w3.org/2000/svg\"><path fill=\"white\" fill-rule=\"evenodd\" d=\"M208 11H209V9L208 8H205L203 14H207ZM214 14L217 17H220L221 16V13L218 12V11L214 12ZM24 72H25V68H21L20 71L16 74L14 81L7 88V95L8 96H12L13 93L21 85V83H22V81L24 79ZM0 91H2V89H0ZM167 95L168 96H175V98L177 100H179V101H181L183 103H189L190 104V101H188L185 97L176 96L175 93H168ZM137 110H139V108H137ZM112 127L115 128L116 130H120L123 126L121 124H115V125H112ZM239 127H240V129L242 131L244 130V124L242 122L239 124ZM139 130L141 132H144L145 131V128L143 126H141ZM39 131H40L39 128L21 127L18 132H13V133H10V134L5 135L2 138H0V149H3L10 142L20 141V140L24 139L25 137L28 140H32V138H34L35 136H37V134L39 133ZM100 131H101L100 128H97V129L94 130V132L96 134H98ZM209 131H211V128L209 129ZM55 134L56 133H54V135ZM23 151H24L25 154H28V152H29V150H28L27 147H25L23 149ZM157 151H159V148H157ZM252 151H253V153H255L257 151V149H252ZM262 154H264V153H262ZM228 158H230V157L229 156H225V159H228ZM28 160L29 161H33L34 160V157L32 155L28 154ZM112 163L118 169L120 168V165H119V163L117 161L113 160ZM160 167H162L164 169V171L166 173H168L169 180L172 182V188H173V190H176L178 188V185L176 184L175 178H174V175H173V173L175 172V166H168V165L162 164V165H160ZM121 170H123V169H121ZM6 171H7V169H6ZM89 183L90 184H96L97 183V181L95 179V174H90ZM155 183L159 184V188L157 189L158 192L159 191H165L166 192V189L164 188V184H163V181L162 180H158ZM63 186L64 185H61V187H63ZM34 192L37 195L39 194V190L38 189L34 190ZM35 202L38 203V201H35ZM181 203H182V201H181ZM21 219L24 221V227H25V229L28 232H31L32 231L31 226L27 222V214L26 213H22L21 214ZM149 234L151 235V233H149ZM88 239L89 240L91 239L90 234H89ZM0 240H2V238H0ZM93 247H95V245H93ZM221 247H223V245ZM0 249H6L9 253L11 252V248H9L7 245H5L3 243H0ZM121 251L123 252L122 246H121ZM3 255H4V252L0 251V256H3ZM101 264H103V262H101Z\"/></svg>","mask_w":264,"mask_h":264}]
</instances>
